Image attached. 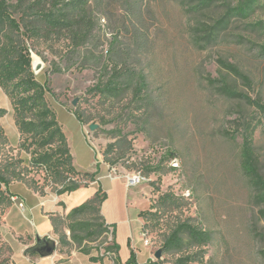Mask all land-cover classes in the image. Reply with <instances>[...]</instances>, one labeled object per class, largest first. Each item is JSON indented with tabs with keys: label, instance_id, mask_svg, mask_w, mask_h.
Listing matches in <instances>:
<instances>
[{
	"label": "rangeland",
	"instance_id": "374dc122",
	"mask_svg": "<svg viewBox=\"0 0 264 264\" xmlns=\"http://www.w3.org/2000/svg\"><path fill=\"white\" fill-rule=\"evenodd\" d=\"M6 3L14 22L0 27V50L6 34L27 47L30 72L80 167L70 165L67 178L87 184L85 173L105 155L118 176L145 175L128 202L139 218L141 264H264V0ZM31 9L42 25L30 23L38 20L27 17ZM115 69L122 71L116 77ZM100 80L116 81L115 90L91 91ZM74 110L89 118L85 128ZM14 118L0 83V161L12 156L26 164ZM52 204L59 262L74 254L80 264H115L96 208ZM6 209L0 201V264H22L39 255L30 252L32 232L17 235L30 232L23 218L29 211L15 210L10 229ZM181 225L178 241L166 246ZM187 226L204 240L192 239Z\"/></svg>",
	"mask_w": 264,
	"mask_h": 264
},
{
	"label": "trees",
	"instance_id": "16d2710c",
	"mask_svg": "<svg viewBox=\"0 0 264 264\" xmlns=\"http://www.w3.org/2000/svg\"><path fill=\"white\" fill-rule=\"evenodd\" d=\"M36 5L37 3H34L32 6L36 7ZM8 14L6 0H0V27L4 26L6 22L9 25L14 22ZM26 15L32 19L38 17V20L31 21V24H43V20L37 14H34L32 9L30 12H26ZM35 27L34 29L37 31ZM6 35L8 43L4 45L3 51L0 50V83L8 92L13 107L15 123L22 139V150L29 155L26 164L23 158L13 159L12 156H9V159L7 158L3 163L0 161V201L5 205H9L8 185L12 181L29 180V184L40 193L44 192L43 190L48 184L60 185L56 189L57 194L73 191L82 185H86V183L82 184L73 180L74 178H67L69 177L67 174H71V171H73L72 166L70 167L73 164L61 125L57 123L54 112L49 109L43 99L44 89L30 72L27 47L24 46L23 42L16 41L12 34ZM263 49L262 44L260 50ZM120 72H122L120 69H115L114 77ZM232 72L236 73V70L233 69ZM14 79H19L20 84H13ZM116 85L114 80L106 82L100 80L91 88V91L98 93L112 92L115 90ZM73 113L82 124L86 122L85 119L89 120V118H86L87 116H82L76 110ZM104 154L106 153L104 152ZM119 157H122L121 153ZM104 161L111 164L115 163V161L106 158V155ZM35 171L41 172V174L43 172V174L40 176L38 173L39 176H34ZM96 174L97 171L85 173V182L94 181ZM61 181L64 182L61 183ZM102 200L103 195L96 193L84 204L73 208L71 212L84 211L90 207H94L98 211V206ZM101 227L102 232L105 231V228ZM183 227L181 225L171 234L172 238L165 241L166 246L174 245L178 241L177 233ZM186 230L192 239H202L203 241L205 238V234L198 232L192 226H187ZM111 247L113 248V246ZM124 264H138L133 250H131L129 260Z\"/></svg>",
	"mask_w": 264,
	"mask_h": 264
},
{
	"label": "crops",
	"instance_id": "0c3cea01",
	"mask_svg": "<svg viewBox=\"0 0 264 264\" xmlns=\"http://www.w3.org/2000/svg\"><path fill=\"white\" fill-rule=\"evenodd\" d=\"M69 112L73 113L72 111ZM73 115L76 118L74 113ZM78 122L83 128H85L79 120ZM58 123L61 125L70 151V143H68L67 140L68 138L65 127L61 122L58 121ZM19 138L20 136H17V139ZM70 155L72 157V164L75 167L80 168L75 163L74 156H72L71 151ZM27 158H29V155ZM96 165L97 174L94 181L88 182V184L82 185L73 191L61 194L56 193V189L59 188L60 185L56 186V189L53 191L50 188V184H48L45 186L43 190L44 192L40 193L38 190H35L33 186L29 185V183H26V181L17 180L10 182L8 185L10 204L7 205V209L5 210L4 221L7 223L9 228L11 227L10 229H13V224L16 223L13 220L19 219V214H15L13 212L17 210V212L20 213L18 203L22 201L23 204H25L24 207L29 211L28 217L23 216V218L28 222L30 232L26 229H19L21 232L18 233L17 230V235L24 237L26 235L28 236L32 232L34 239L36 240L39 239L44 241L46 239H51L50 236H53V225L50 219L52 216L50 212L56 211V208L52 203L64 202L67 210H72L73 208L84 204L96 193L100 194L102 192L103 200L98 206V216L101 221V225L105 228L103 233L109 236L111 242L110 245L113 246V248H111L116 254L115 264L126 263L130 258L131 250L135 253L136 262L141 264L142 261L138 260V248L134 241V233L138 232L139 229V218L135 214L132 215L130 209L128 208L129 200L136 198L133 196L134 192L125 185V181L121 176L114 178H109L107 176L109 165L105 161L100 160L98 162L96 161V163H92L91 171H95L93 166ZM12 196H17L18 200L12 201ZM134 221L137 222L138 228L136 227L133 229L132 224ZM106 227H110L112 229L111 234L107 233ZM36 244L37 241L34 240L30 242L29 246L34 247ZM59 257L60 256H58L56 251H54L51 256L47 257H42L40 255H26V257L22 260V264H80L78 263L80 262V258L74 254L68 257L67 262H59Z\"/></svg>",
	"mask_w": 264,
	"mask_h": 264
},
{
	"label": "built area",
	"instance_id": "2783aa9c",
	"mask_svg": "<svg viewBox=\"0 0 264 264\" xmlns=\"http://www.w3.org/2000/svg\"><path fill=\"white\" fill-rule=\"evenodd\" d=\"M86 134H90V132L87 131ZM108 169L110 170L109 174L107 175L109 178H114V177L118 176L119 173H118V170L116 167L110 166ZM120 175H121V173H120ZM121 177L124 179L125 185L128 188H134V187L140 185L142 182L145 181V175L138 170L127 171V172L123 173ZM11 199H12V201H17L18 197L12 196ZM18 206L23 210L25 208L22 201H20L18 203ZM106 229H107V233L111 234L112 229L110 227H106Z\"/></svg>",
	"mask_w": 264,
	"mask_h": 264
},
{
	"label": "water",
	"instance_id": "95a60500",
	"mask_svg": "<svg viewBox=\"0 0 264 264\" xmlns=\"http://www.w3.org/2000/svg\"><path fill=\"white\" fill-rule=\"evenodd\" d=\"M38 67V66H37ZM97 126L94 125V124H90L89 125V129L90 130H94ZM37 241V244L36 246L34 247H31L30 248V252H37L40 256L42 257H47V256H51L54 251H55V242L51 239H46L44 241H41L39 239L36 240ZM155 256L157 258L160 257V250H158L156 253H155Z\"/></svg>",
	"mask_w": 264,
	"mask_h": 264
},
{
	"label": "bare ground",
	"instance_id": "6f19581e",
	"mask_svg": "<svg viewBox=\"0 0 264 264\" xmlns=\"http://www.w3.org/2000/svg\"><path fill=\"white\" fill-rule=\"evenodd\" d=\"M39 67V66H38Z\"/></svg>",
	"mask_w": 264,
	"mask_h": 264
}]
</instances>
